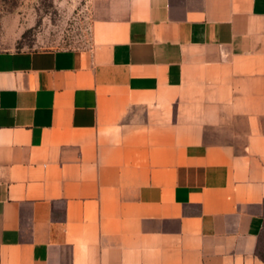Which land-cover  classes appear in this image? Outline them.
Returning a JSON list of instances; mask_svg holds the SVG:
<instances>
[{"label":"crops","instance_id":"crops-1","mask_svg":"<svg viewBox=\"0 0 264 264\" xmlns=\"http://www.w3.org/2000/svg\"><path fill=\"white\" fill-rule=\"evenodd\" d=\"M94 14L0 49V264H264V0Z\"/></svg>","mask_w":264,"mask_h":264},{"label":"rangeland","instance_id":"rangeland-1","mask_svg":"<svg viewBox=\"0 0 264 264\" xmlns=\"http://www.w3.org/2000/svg\"><path fill=\"white\" fill-rule=\"evenodd\" d=\"M94 18V0H0V49L83 46Z\"/></svg>","mask_w":264,"mask_h":264}]
</instances>
